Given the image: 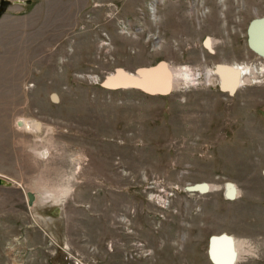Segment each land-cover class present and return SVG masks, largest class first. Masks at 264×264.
Segmentation results:
<instances>
[{
  "label": "rangeland",
  "instance_id": "obj_1",
  "mask_svg": "<svg viewBox=\"0 0 264 264\" xmlns=\"http://www.w3.org/2000/svg\"><path fill=\"white\" fill-rule=\"evenodd\" d=\"M258 17L264 0H0V264H215L223 233L264 264ZM160 61L169 95L102 87ZM220 63L248 72L234 95Z\"/></svg>",
  "mask_w": 264,
  "mask_h": 264
},
{
  "label": "water",
  "instance_id": "obj_2",
  "mask_svg": "<svg viewBox=\"0 0 264 264\" xmlns=\"http://www.w3.org/2000/svg\"><path fill=\"white\" fill-rule=\"evenodd\" d=\"M264 24V17H258L251 21L250 26L248 28V46L250 49H252L256 54H258L260 57L264 58V47H261L258 45L253 38V31L254 29ZM171 66L166 63L165 61H160L155 65L148 66V67H141L136 72H128L123 69H117L114 73L106 76L102 81V87L111 90V91H117V90H138L141 91L147 95L150 96H166L169 95L173 91V75L171 73ZM216 74L221 77L222 79V70L225 71H233L232 67L226 63H220L217 64L215 67ZM237 73V72H235ZM237 82H234L232 86H227L223 79L220 83V89L223 92H228L230 95H234L237 90L238 86H236ZM239 83V82H238ZM241 86V84H239ZM52 99L55 102H58L57 95L53 94ZM27 121V120H26ZM31 121H37L39 125H41V130L37 133L42 132V122L36 119L28 120L26 122V127L31 130ZM18 126L23 127L24 121L22 119L18 120ZM33 131V130H32ZM36 132V131H33ZM44 154H43V153ZM40 151L41 157L45 158L49 155L48 150L46 149V152ZM4 184L5 182L1 179L0 184ZM189 191H199L201 193H206L208 191L207 184H195L193 186H190L187 188ZM237 188L236 186L228 182L226 185V197L227 199H235L237 197ZM28 196V205L31 207L35 205L36 200V193L32 191L27 192ZM60 213V209L57 208L55 210V214L58 215ZM225 239L228 241L230 246V258L228 261L225 262H218L214 259L212 255V248L213 243L216 240ZM237 251L235 247L234 238L230 235H227L226 233H223L220 236H212L210 238L209 242V257L215 264H235L237 261Z\"/></svg>",
  "mask_w": 264,
  "mask_h": 264
},
{
  "label": "bare ground",
  "instance_id": "obj_3",
  "mask_svg": "<svg viewBox=\"0 0 264 264\" xmlns=\"http://www.w3.org/2000/svg\"><path fill=\"white\" fill-rule=\"evenodd\" d=\"M154 10L155 9H152V13L154 12ZM253 38H254V41L258 45H260L261 47H264V24L259 25L254 29ZM232 69H233V71H235L237 73L222 70L221 76H222L223 82L227 86H232L234 82H237L236 86H238V88H239L240 87L239 84L243 85L246 83V77L248 76V72L245 69V67H243L241 65L232 66ZM182 71H183L182 76H184V78H187L188 80H189V78H191L190 83L194 84L195 80H197V78H193L191 71L188 68H185ZM222 79L220 81H222ZM31 125L34 128L36 127L35 129L40 128L39 123L33 122ZM42 127H43V125H42ZM35 133H37V132H35ZM43 150L46 152V149H43ZM43 150H41V152ZM234 242H235V247H237V241L235 239H234ZM212 255H213L214 259L218 262L228 261V259L231 256L230 246H229L228 241H226L225 239H220V240L214 241L213 248H212Z\"/></svg>",
  "mask_w": 264,
  "mask_h": 264
},
{
  "label": "crops",
  "instance_id": "obj_4",
  "mask_svg": "<svg viewBox=\"0 0 264 264\" xmlns=\"http://www.w3.org/2000/svg\"><path fill=\"white\" fill-rule=\"evenodd\" d=\"M87 1L89 2L90 0H87ZM18 2H19V1H18ZM18 2H17V3H18Z\"/></svg>",
  "mask_w": 264,
  "mask_h": 264
},
{
  "label": "flooded vegetation",
  "instance_id": "obj_5",
  "mask_svg": "<svg viewBox=\"0 0 264 264\" xmlns=\"http://www.w3.org/2000/svg\"><path fill=\"white\" fill-rule=\"evenodd\" d=\"M248 34V33H247ZM247 43H248V41H247ZM250 48V47H249Z\"/></svg>",
  "mask_w": 264,
  "mask_h": 264
}]
</instances>
